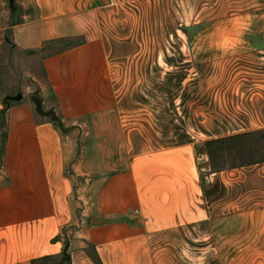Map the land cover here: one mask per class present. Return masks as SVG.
Returning a JSON list of instances; mask_svg holds the SVG:
<instances>
[{
  "label": "crops",
  "instance_id": "0c3cea01",
  "mask_svg": "<svg viewBox=\"0 0 264 264\" xmlns=\"http://www.w3.org/2000/svg\"><path fill=\"white\" fill-rule=\"evenodd\" d=\"M110 4L111 0H21V6L33 12L23 17V23L7 28L13 56L36 67L28 92L34 86L44 110L55 111L62 125L37 113L35 95L22 94L23 100L7 109L8 137L0 173V264H32L64 254L62 234L80 222L78 174L72 170L78 146L74 135L86 131H92L91 143L103 154L102 160L87 162L84 174L98 173L106 183L99 216L91 219L101 223L82 239L97 247L104 264H264V252L150 250V233L196 224L198 215L205 214L202 185L190 144L151 152L140 147L129 161L127 151H122L132 147L127 134L144 130L137 125L142 115L125 109L127 96L120 86L126 81L117 82L116 77L120 62L111 59V50L94 33ZM211 12L216 14L213 18ZM197 21L200 33L223 30L224 39L232 38L228 44L193 48L216 54L213 63L225 60L224 54L240 61L264 54V0H200ZM85 36L82 43L48 54L57 41ZM11 89H4L0 79V95L2 90L9 92L0 99V113L5 98L17 94ZM246 90L245 128L237 134L264 132V76H254ZM242 98L243 94L237 98V110ZM128 118H135V124H128ZM114 149L120 150L118 161ZM118 166L123 168L119 172ZM70 246L71 264H95L85 248Z\"/></svg>",
  "mask_w": 264,
  "mask_h": 264
},
{
  "label": "rangeland",
  "instance_id": "374dc122",
  "mask_svg": "<svg viewBox=\"0 0 264 264\" xmlns=\"http://www.w3.org/2000/svg\"><path fill=\"white\" fill-rule=\"evenodd\" d=\"M199 7L200 0H111L108 13L102 15L100 29L94 33L111 50V59L120 62L116 77L117 82L126 81L120 86L123 96L125 93L127 96L125 109L133 113L130 115L134 111L142 115L137 125H142L144 131L127 134L132 147L129 144L122 151H127L128 161L140 147L151 152L165 146L177 149L179 145L190 144L196 154L202 185L200 203L205 206V214L198 215L196 224L150 233L151 251L264 252V162L235 170L234 165L240 166L249 159L235 153L227 156L226 168L213 172L206 148L210 141L244 131L243 112L248 109L246 88L254 76H264L261 59L264 54L242 61L233 60V54H224L225 60L218 58L213 63L216 54L193 52L200 45L228 44L232 39H224L223 30L200 33L195 25ZM32 12L33 9L21 6V0H0V79L4 89L12 87L13 94L33 96L36 92L34 86L30 92L27 90L36 67L29 60L20 63L13 56L11 33L7 30L24 22L23 17ZM210 15L213 18L216 14ZM86 38L68 39L69 43L57 41L48 54L82 43ZM1 93L3 100L9 92ZM242 94L244 101L240 100L237 110V98ZM132 119L128 118V124H135V118ZM4 130H0V138ZM92 134L86 131L84 135L79 132L74 135L78 137V146L72 170L78 174L76 198L80 222L65 229L62 239L64 247L75 244L76 250L85 248L89 256L96 252L100 257L97 247L89 241L83 244L82 239L95 230L91 219L99 216L100 196L106 183L98 173L84 174L87 162L102 160L103 150L93 147ZM112 151L118 161L120 150ZM120 169L123 168L118 166L117 171ZM116 221L123 222L112 223ZM94 237L103 238V234Z\"/></svg>",
  "mask_w": 264,
  "mask_h": 264
},
{
  "label": "trees",
  "instance_id": "16d2710c",
  "mask_svg": "<svg viewBox=\"0 0 264 264\" xmlns=\"http://www.w3.org/2000/svg\"><path fill=\"white\" fill-rule=\"evenodd\" d=\"M23 23L20 21L17 24ZM71 40L60 41L61 43H69ZM59 43V42H58ZM9 104L5 105V110L0 113V130L5 128L0 138V173L4 166L6 142H7V109ZM207 153L213 172L222 171L227 167V156H233L235 153L241 156L249 157L242 162L240 166L234 165L232 169L250 166L264 162V132L255 131L235 136L210 141L206 144ZM90 257L95 264H103L96 252L90 253ZM32 264H71L69 255L50 256L39 260H35Z\"/></svg>",
  "mask_w": 264,
  "mask_h": 264
},
{
  "label": "water",
  "instance_id": "95a60500",
  "mask_svg": "<svg viewBox=\"0 0 264 264\" xmlns=\"http://www.w3.org/2000/svg\"><path fill=\"white\" fill-rule=\"evenodd\" d=\"M30 54H31V55H34L35 52H31ZM23 98H24V96H23L22 94H17L16 96H7V97L5 98V100H4V103L10 105L11 102H21V101L23 100ZM32 100H33V102H34V104H35V106H36V111H37V113H38L40 116H43V117H49V116H52L56 121H58V122L60 123V125H62V124H61V121H60V119L57 117L55 111L51 110V111H48V112H47V111L44 110V108H43V102H42V100H41L37 95L33 96ZM100 223H101V222L92 221L91 224L96 225V224H100ZM69 248H70V244H67V245H66V248H65V250H64V255H65V256L68 255V250H69Z\"/></svg>",
  "mask_w": 264,
  "mask_h": 264
}]
</instances>
